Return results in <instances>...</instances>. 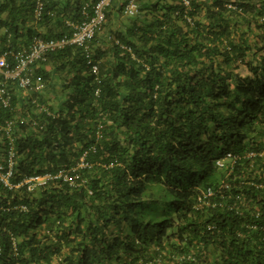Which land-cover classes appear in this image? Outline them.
<instances>
[{"label": "trees", "instance_id": "16d2710c", "mask_svg": "<svg viewBox=\"0 0 264 264\" xmlns=\"http://www.w3.org/2000/svg\"><path fill=\"white\" fill-rule=\"evenodd\" d=\"M128 1L33 65L44 91L0 72L14 183L80 176L0 185V264H264V0ZM97 2L0 0V55L14 70Z\"/></svg>", "mask_w": 264, "mask_h": 264}, {"label": "built area", "instance_id": "2783aa9c", "mask_svg": "<svg viewBox=\"0 0 264 264\" xmlns=\"http://www.w3.org/2000/svg\"><path fill=\"white\" fill-rule=\"evenodd\" d=\"M113 0H98L97 3L91 5L89 3L83 6V21L75 23L70 22L69 26L72 28V33L63 38L60 42H44L38 40L35 46L29 53H22L16 56V67L12 70L8 64L7 54L0 55V72L5 76L6 80H16L19 83L20 89L24 92H42L45 85L40 77L37 76L34 64L44 58L46 54L61 48L65 45H75L84 49H88L89 43L95 38L97 33L102 30L107 19V10L111 6ZM185 5H190L188 0H184ZM44 8V0H39V8L37 13L40 15ZM140 6L137 0H129L125 5V15L128 17H135L139 14ZM94 72L97 73L98 69L95 67ZM10 93L7 90L6 82L0 85V100L3 105L10 108ZM36 105L40 107L39 102L35 101ZM15 123L8 121L6 125L0 124V130L10 132ZM254 156V154H252ZM1 158V157H0ZM2 159V158H1ZM15 152L13 148L9 149L8 158L0 160V185L9 190H17L27 188L29 192H34L40 187L46 186L54 178L64 177L65 181L72 186L79 184L80 176L77 174H70L61 172L57 177L51 175H34L26 178L23 182L15 184L14 169H15ZM81 168L88 167V164L82 159L80 164ZM209 195L212 191L209 190ZM25 210V207H22ZM1 232H6L2 230ZM11 234V232H9ZM15 242L14 236H12ZM15 244V243H14ZM1 255V246H0Z\"/></svg>", "mask_w": 264, "mask_h": 264}]
</instances>
